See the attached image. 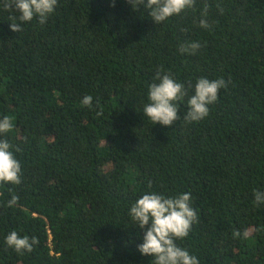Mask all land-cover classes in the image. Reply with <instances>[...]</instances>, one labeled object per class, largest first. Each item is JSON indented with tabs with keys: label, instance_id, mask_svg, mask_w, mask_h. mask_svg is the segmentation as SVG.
Masks as SVG:
<instances>
[{
	"label": "trees",
	"instance_id": "obj_1",
	"mask_svg": "<svg viewBox=\"0 0 264 264\" xmlns=\"http://www.w3.org/2000/svg\"><path fill=\"white\" fill-rule=\"evenodd\" d=\"M12 15L0 8V117L14 118L0 138L19 148L22 176L0 184V264H153L128 214L149 191L191 193L199 222L176 243L199 264H264L253 195L264 191V0H196L159 24L128 0H58L18 33ZM188 41L200 42L195 55L179 52ZM158 69L193 85L171 126L143 114ZM200 77L228 86L188 123ZM11 231L39 243L17 253Z\"/></svg>",
	"mask_w": 264,
	"mask_h": 264
},
{
	"label": "clouds",
	"instance_id": "obj_2",
	"mask_svg": "<svg viewBox=\"0 0 264 264\" xmlns=\"http://www.w3.org/2000/svg\"><path fill=\"white\" fill-rule=\"evenodd\" d=\"M133 11H139L142 6L155 24L162 23L173 16L180 15L187 9H193L196 0H128ZM58 0H0V8L5 11L16 12L18 15L9 17L10 30L22 31V24L37 19L40 24L46 23L52 15ZM114 6V2H113ZM223 11V9H221ZM208 5H204L202 17H206ZM19 21L18 23L15 21ZM200 26L209 27L208 21L200 20ZM201 48L198 41H188L179 45V52L195 55ZM154 81L148 88V103L145 104L143 114L154 125L171 126L174 121L180 120L178 116V103L188 95V90L193 88L189 81L187 88L184 83L177 82L171 73H164L158 69ZM223 78L209 80L205 77L197 79L194 85V94L187 100V111L183 119L188 122H199L209 115L210 105L218 100L221 89L227 88ZM99 102L97 101V104ZM82 104L93 107V97L85 95ZM14 128V118L11 116L0 117V137L11 133ZM19 148L9 142L7 138H0V184L19 185L21 183L22 168L13 149ZM148 188H152L151 182ZM254 203L257 206L264 204V191L254 190ZM19 197L12 195L8 206H14ZM129 216L137 228L143 230V243L138 250L142 255L153 257V264H199L195 255L177 245V240L185 239L192 225L199 222L197 211L191 206V193H180L176 196L149 191L143 194L130 208ZM241 232L233 231V237L238 238ZM243 236L247 238L248 232ZM6 244L17 253L32 252L38 245L37 237L20 236L16 231H11L5 238Z\"/></svg>",
	"mask_w": 264,
	"mask_h": 264
}]
</instances>
